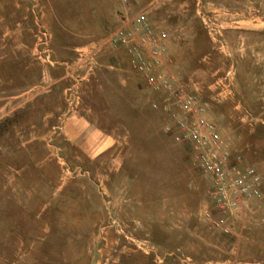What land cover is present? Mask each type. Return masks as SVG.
<instances>
[{"label": "rangeland", "instance_id": "1", "mask_svg": "<svg viewBox=\"0 0 264 264\" xmlns=\"http://www.w3.org/2000/svg\"><path fill=\"white\" fill-rule=\"evenodd\" d=\"M139 12L264 188V0H0V264H264V192L213 209L160 95L103 44Z\"/></svg>", "mask_w": 264, "mask_h": 264}, {"label": "built area", "instance_id": "2", "mask_svg": "<svg viewBox=\"0 0 264 264\" xmlns=\"http://www.w3.org/2000/svg\"><path fill=\"white\" fill-rule=\"evenodd\" d=\"M166 40L167 33L139 12L122 17L103 44L120 48L146 88L160 95L161 101L151 100L149 105L162 114L164 131L189 149L196 168L209 177L213 209L241 215L251 200L263 196L262 176L254 166L244 164L240 154L232 153L216 123L205 116V103L171 70ZM204 215L212 228L229 231L223 216L214 218L209 209Z\"/></svg>", "mask_w": 264, "mask_h": 264}, {"label": "crops", "instance_id": "3", "mask_svg": "<svg viewBox=\"0 0 264 264\" xmlns=\"http://www.w3.org/2000/svg\"><path fill=\"white\" fill-rule=\"evenodd\" d=\"M239 3H241V1L239 2ZM240 12V11H239ZM236 15H238L239 17H241V12L240 13H235V16ZM250 20H252V18H249V20L247 21L248 23H250L251 21ZM253 21V20H252ZM239 22H241V20H237V21H233V23L235 24V25H233L232 26V29H233V33H232V36H233V43L236 45V43H237V45L238 46H240L241 44H242V32H240L239 31V29H240V27L238 26V25H236L237 23H239ZM245 22V21H244ZM252 24V23H251ZM228 31V30H227ZM227 31H225V33H224V40H222L221 41V43H224L223 41H225L226 42V34H227ZM229 32H231V30L229 31ZM229 32H228V37H229ZM231 35V34H230ZM166 45H167V49H168V47H170V45H171V40H166ZM239 50H241V49H239ZM169 52V51H168ZM262 191L264 192V188H263V185H262ZM252 212V210H251V208H248V207H246L245 209H244V212L241 214V215H243L244 217L245 216H248V214H250ZM254 213H256L257 214V212H254ZM243 222L245 223V220H243Z\"/></svg>", "mask_w": 264, "mask_h": 264}]
</instances>
